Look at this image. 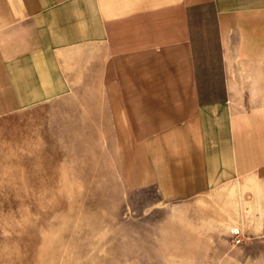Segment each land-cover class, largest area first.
<instances>
[{"label": "crops", "instance_id": "1", "mask_svg": "<svg viewBox=\"0 0 264 264\" xmlns=\"http://www.w3.org/2000/svg\"><path fill=\"white\" fill-rule=\"evenodd\" d=\"M85 86L127 184L251 179L264 232V0H0V115Z\"/></svg>", "mask_w": 264, "mask_h": 264}, {"label": "rangeland", "instance_id": "2", "mask_svg": "<svg viewBox=\"0 0 264 264\" xmlns=\"http://www.w3.org/2000/svg\"><path fill=\"white\" fill-rule=\"evenodd\" d=\"M252 189L127 184L103 91L81 87L0 115V264H264Z\"/></svg>", "mask_w": 264, "mask_h": 264}]
</instances>
